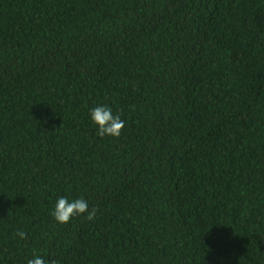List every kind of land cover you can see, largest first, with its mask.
I'll list each match as a JSON object with an SVG mask.
<instances>
[{
	"label": "trees",
	"instance_id": "1",
	"mask_svg": "<svg viewBox=\"0 0 264 264\" xmlns=\"http://www.w3.org/2000/svg\"><path fill=\"white\" fill-rule=\"evenodd\" d=\"M37 254L264 264V0H0V264Z\"/></svg>",
	"mask_w": 264,
	"mask_h": 264
},
{
	"label": "clouds",
	"instance_id": "2",
	"mask_svg": "<svg viewBox=\"0 0 264 264\" xmlns=\"http://www.w3.org/2000/svg\"><path fill=\"white\" fill-rule=\"evenodd\" d=\"M91 119L98 126V135L101 137L110 136L119 138L125 122L119 115H114L112 109L108 106H97L91 111ZM98 209H89L88 202L84 198H77L69 201L65 197H59L54 210L53 216L60 224L69 223L73 217L84 216L87 220L95 219ZM22 239L26 238V233L18 232ZM27 264H48V262L41 256L35 255L34 258L29 259ZM51 264H58L57 261H52Z\"/></svg>",
	"mask_w": 264,
	"mask_h": 264
}]
</instances>
